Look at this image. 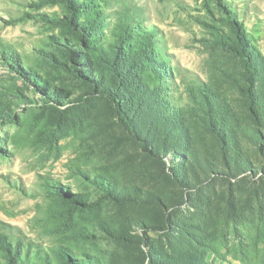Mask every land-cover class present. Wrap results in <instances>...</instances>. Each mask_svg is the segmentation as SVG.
Returning a JSON list of instances; mask_svg holds the SVG:
<instances>
[{"label": "rangeland", "instance_id": "374dc122", "mask_svg": "<svg viewBox=\"0 0 264 264\" xmlns=\"http://www.w3.org/2000/svg\"><path fill=\"white\" fill-rule=\"evenodd\" d=\"M126 12L149 97L122 123ZM0 236L33 264H264V0H0Z\"/></svg>", "mask_w": 264, "mask_h": 264}, {"label": "trees", "instance_id": "16d2710c", "mask_svg": "<svg viewBox=\"0 0 264 264\" xmlns=\"http://www.w3.org/2000/svg\"><path fill=\"white\" fill-rule=\"evenodd\" d=\"M73 8H79L83 3H71ZM99 14H96V18ZM131 17H134L133 13H121L117 18L116 32L118 34L117 41L120 42V47L113 51V55L106 63V69L109 72V81L102 87V92L112 99L115 106L117 116L122 123L129 120H140L142 119L145 102L149 93L145 84V61H148V56L134 54L127 51V39L136 36L134 27L131 26ZM88 25L90 26L89 31L83 28V31L90 35L92 32L100 29L98 22L94 19L90 20ZM135 43L140 41L135 38ZM239 45V43L237 44ZM62 46L68 47L66 44ZM114 47V46H113ZM236 51L244 52L245 47L234 48ZM0 249L4 253V257L7 264H33L30 257L26 254L23 262L19 259L18 255L20 252L19 246L12 247L9 245L7 238L0 236Z\"/></svg>", "mask_w": 264, "mask_h": 264}]
</instances>
